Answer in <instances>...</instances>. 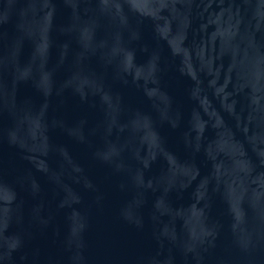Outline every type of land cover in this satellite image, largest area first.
Segmentation results:
<instances>
[{
	"label": "water",
	"instance_id": "water-1",
	"mask_svg": "<svg viewBox=\"0 0 264 264\" xmlns=\"http://www.w3.org/2000/svg\"><path fill=\"white\" fill-rule=\"evenodd\" d=\"M0 264H264V0H0Z\"/></svg>",
	"mask_w": 264,
	"mask_h": 264
}]
</instances>
